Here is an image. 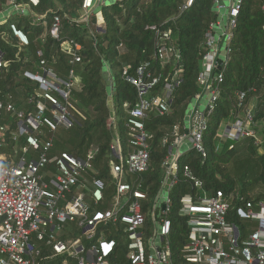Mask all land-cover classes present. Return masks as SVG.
I'll list each match as a JSON object with an SVG mask.
<instances>
[{
    "label": "built area",
    "instance_id": "2783aa9c",
    "mask_svg": "<svg viewBox=\"0 0 264 264\" xmlns=\"http://www.w3.org/2000/svg\"><path fill=\"white\" fill-rule=\"evenodd\" d=\"M19 1H10L0 19L7 22L21 45H27V33L17 22L9 20L27 11V6ZM40 1L28 0L33 6ZM102 2L83 0L78 23L88 25ZM240 4L241 0L214 2L217 19L205 35L207 50L197 77L200 90L190 102L183 121L174 124L162 139L167 148L162 161L164 176L152 200L140 180V175L150 169L155 137L146 121L152 112L160 115L170 112L174 92L183 83V66L178 64L181 55L171 40L170 30L162 31L155 53L161 72L155 74L150 69L151 63L144 62L136 68L134 76H127L138 98L133 106L124 104L128 112L126 141L117 131L115 117L109 119L114 136L108 169L115 185L109 198L105 195L104 180L91 174L97 150H92L86 159L69 152L50 155L52 136L46 140L42 137V128L53 133L59 126L72 125L64 101L68 100L76 81L74 68L68 79H62L47 68L43 58L40 60V70L28 74L38 82L36 97L31 99L35 111L29 114L0 96V114L5 111L17 120L12 131L8 123L0 122V145L7 143L8 134L14 140L25 139L18 161L0 155V264H111L109 258L116 250L117 241L107 233L110 228L118 230L120 226L127 238L129 264H264V200H247L244 205L235 206L233 194L206 189L189 164L180 163L190 150L203 158L208 156L205 136L209 118L217 106L219 83L229 62ZM97 15V25L102 26L105 23L102 12ZM61 28V17L55 16L51 36L59 38ZM81 48L74 39L66 42L64 50L72 57L73 64L82 61ZM38 55L42 56L43 52L39 51ZM7 65L0 49V75ZM167 65L171 66L170 76L160 93L152 95L165 78L163 70ZM217 69H220L218 73ZM110 85L113 91V80ZM240 97L243 99L244 93ZM252 122L251 110L247 109L243 119L228 122L222 138L238 140L255 136ZM185 145L188 149L183 152ZM31 150L38 156L30 157ZM50 163L55 165L56 172L48 170ZM181 177L191 184L194 192L183 194L179 200L178 213L186 218L189 233L187 243L176 255L170 239L169 215L173 209L171 192ZM146 204H149L147 210ZM148 214L152 216L150 225Z\"/></svg>",
    "mask_w": 264,
    "mask_h": 264
},
{
    "label": "trees",
    "instance_id": "16d2710c",
    "mask_svg": "<svg viewBox=\"0 0 264 264\" xmlns=\"http://www.w3.org/2000/svg\"><path fill=\"white\" fill-rule=\"evenodd\" d=\"M12 0H0V15ZM83 0H41L37 6L28 0H20L27 6L24 14H15L9 20L17 22L29 37V44L21 45L10 32L7 22L0 19V49L8 65L0 75V96L11 100L18 110L26 114L35 111L38 82L28 76L40 70V60L58 77L68 79L72 68L76 81L69 98L64 101L69 110L72 125L59 126L53 133L42 128L44 140L52 136L50 155L69 152L86 159L92 150H97L91 174L106 183L105 195L112 196L115 185L110 177L108 160L110 144L114 136L109 127L113 115L117 131L126 141L128 132L125 122L128 116L124 104L133 106L137 90L127 76H134L136 68L150 62V69L159 74L160 61L156 49L161 42L162 31H171V40L180 51L178 64L183 66V83L174 92L170 112L160 115L152 112L146 121L147 128L155 134L151 149L150 169L140 175L143 189L152 200L158 194L164 172L162 161L167 148L162 143L173 125L182 122L194 95L200 90L197 77L201 60L206 52L205 35L210 24L217 19L215 0H116L102 2L105 23L97 25L98 12L88 25L78 23ZM187 7L183 9V6ZM55 16H60L62 28L59 38H53L50 28ZM1 17V16H0ZM39 18V19H38ZM74 39L82 45V61L71 62L64 50L66 42ZM229 62L224 69V79L219 83L217 106L209 118V129L205 136L208 156L203 158L190 150L181 158V165L189 164L204 181L208 190H224L234 195L233 205H244L247 200H264V0H241L237 26L231 41ZM43 55L39 56L38 52ZM127 66V72L125 67ZM171 66L163 70L164 79L152 95H158L170 76ZM113 80V91L110 81ZM244 93V98L240 95ZM251 110V127L255 136H244L238 140L223 139L218 131L223 121L244 118ZM0 122L8 123L15 130L17 120L5 111ZM37 133V131H35ZM7 143L0 145V155L11 156L18 161L22 156L25 139L14 140L7 135ZM257 140H259L257 142ZM233 145V148H230ZM30 157L38 154L31 150ZM9 162V161H8ZM7 163V161H4ZM48 170L56 172L53 163ZM194 192L191 184L181 177L171 192L173 209L171 243L179 254L188 241L189 226L185 217L179 215L180 197ZM106 206L101 205V208ZM149 204H146V210ZM148 225L152 216L147 215ZM108 237L117 241L115 252L109 258L111 264H129L127 260V238L122 232L110 228Z\"/></svg>",
    "mask_w": 264,
    "mask_h": 264
},
{
    "label": "rangeland",
    "instance_id": "374dc122",
    "mask_svg": "<svg viewBox=\"0 0 264 264\" xmlns=\"http://www.w3.org/2000/svg\"><path fill=\"white\" fill-rule=\"evenodd\" d=\"M226 3H227V1H226ZM101 7H102V6L99 5V6L97 7V9H96L95 12H99L98 10H100ZM227 125H228V122H227V121H223V122L221 123L220 128H219V131H218V134H219L220 137H222L223 133L225 132ZM187 149H188V146L185 145V146L183 147V152L187 151ZM11 163H12V162H11Z\"/></svg>",
    "mask_w": 264,
    "mask_h": 264
},
{
    "label": "crops",
    "instance_id": "0c3cea01",
    "mask_svg": "<svg viewBox=\"0 0 264 264\" xmlns=\"http://www.w3.org/2000/svg\"><path fill=\"white\" fill-rule=\"evenodd\" d=\"M114 1H116V0H103V2H105V3H111V2H114ZM225 1H227V3H229V0H225Z\"/></svg>",
    "mask_w": 264,
    "mask_h": 264
},
{
    "label": "water",
    "instance_id": "95a60500",
    "mask_svg": "<svg viewBox=\"0 0 264 264\" xmlns=\"http://www.w3.org/2000/svg\"><path fill=\"white\" fill-rule=\"evenodd\" d=\"M220 71V69H217V73Z\"/></svg>",
    "mask_w": 264,
    "mask_h": 264
}]
</instances>
